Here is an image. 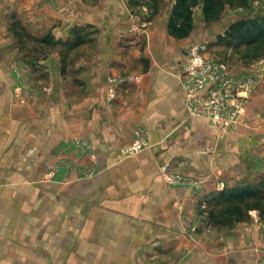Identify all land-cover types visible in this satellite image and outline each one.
I'll return each instance as SVG.
<instances>
[{
    "label": "crops",
    "instance_id": "1",
    "mask_svg": "<svg viewBox=\"0 0 264 264\" xmlns=\"http://www.w3.org/2000/svg\"><path fill=\"white\" fill-rule=\"evenodd\" d=\"M175 2L0 0V264H264L259 212L207 217L214 195L264 179V86L238 127L192 117L199 24L172 37ZM138 127L150 149L123 156ZM169 163L201 190L168 184Z\"/></svg>",
    "mask_w": 264,
    "mask_h": 264
},
{
    "label": "built area",
    "instance_id": "2",
    "mask_svg": "<svg viewBox=\"0 0 264 264\" xmlns=\"http://www.w3.org/2000/svg\"><path fill=\"white\" fill-rule=\"evenodd\" d=\"M205 47L192 46L191 56L183 74L182 86L186 94L187 108L192 117L210 121L222 130L239 125L247 116L249 96L256 87L252 80L231 77L225 64L205 59ZM114 97L113 95L111 96ZM137 141L123 148L124 154H134L151 147L146 140L147 131L136 129ZM79 146L87 144L79 143ZM161 175L174 186H187L201 190L195 182L188 179L181 164H167Z\"/></svg>",
    "mask_w": 264,
    "mask_h": 264
},
{
    "label": "trees",
    "instance_id": "3",
    "mask_svg": "<svg viewBox=\"0 0 264 264\" xmlns=\"http://www.w3.org/2000/svg\"><path fill=\"white\" fill-rule=\"evenodd\" d=\"M249 3L250 0H176L168 25L169 33L178 39L189 38L195 29L194 10L199 6L202 7V21L210 24L221 21L227 9L247 8ZM47 39L43 42L49 44ZM218 42L235 49L242 46L247 50L260 48L264 44V17L231 23L225 35L218 37ZM82 44L80 37L67 48H77ZM209 207L210 221L215 226L230 227L243 222L252 211L259 212L264 219V179L258 185L226 189L214 195ZM217 208H223L218 216L215 215Z\"/></svg>",
    "mask_w": 264,
    "mask_h": 264
},
{
    "label": "rangeland",
    "instance_id": "4",
    "mask_svg": "<svg viewBox=\"0 0 264 264\" xmlns=\"http://www.w3.org/2000/svg\"><path fill=\"white\" fill-rule=\"evenodd\" d=\"M142 1L143 3H146V4L150 3L151 5H154L156 7L157 6L161 7L162 5L166 7L169 0L167 1L166 0H142ZM194 13H195L194 15L195 20L196 22H198L199 28H198L197 33H194V36L192 38L191 42H193V46L205 47V51L203 52V57L205 59L214 60L218 64L227 65V67L230 69L231 77L252 80L253 82L256 83V87L254 91L249 96V103L247 106V116H248L249 106L253 100L254 93H257V90L264 86V44L260 46V48H253L251 50H247L246 47L244 46L240 47L239 49H235L233 47H228L226 44H220L218 42V37L224 36L225 32L228 30L231 23L237 20L245 19V20L255 21L257 19H262L264 17V0H250L249 6L247 8H241V9H235V10L227 9L221 21L210 23V24H207L205 22L201 23L200 20H198V18L202 16L201 6L197 7L194 10ZM85 35H87V33H85ZM176 39L181 40L178 38ZM30 40L32 39L30 38ZM30 42L31 44L29 45L30 48H28L29 49L28 52L38 53V47H39L38 44L36 45L34 41H30ZM14 68L16 70V73L19 76L21 77L26 76L27 66L24 63L20 61L16 62ZM247 116L245 117V119L247 118ZM245 119H243V121ZM242 122L239 125L233 126L231 128L240 126ZM231 128H228L227 130ZM137 139L138 138L136 136V140L134 141V143L137 141ZM145 150H148V149H145ZM143 151H140V152H143ZM140 152L128 155V154H124L123 149H122L123 156H127V157L138 154ZM258 184H255V185H258ZM222 209L217 208L215 215L218 216L219 213L222 211ZM207 213H208L207 215L208 224L209 226L214 227L213 222L210 223L209 221L211 218V208H209ZM218 227L220 226H217L214 228L218 229ZM231 227L232 226L227 227V228H231Z\"/></svg>",
    "mask_w": 264,
    "mask_h": 264
}]
</instances>
